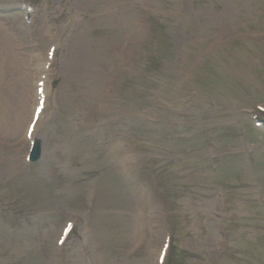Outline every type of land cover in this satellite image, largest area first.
I'll use <instances>...</instances> for the list:
<instances>
[{
  "label": "rangeland",
  "instance_id": "374dc122",
  "mask_svg": "<svg viewBox=\"0 0 264 264\" xmlns=\"http://www.w3.org/2000/svg\"><path fill=\"white\" fill-rule=\"evenodd\" d=\"M94 1L96 11L88 14L70 5L64 13L59 0H37L38 22L49 23L38 31L46 35L57 27L69 38L53 71L62 79L53 97L59 107L37 136L41 159L32 167L18 161L13 174L7 168L14 166L15 133L24 119L0 137V264H156L169 215L174 234L166 264H264V130L251 121L256 106L264 107V0H184V14L174 10L176 0H114L112 7L110 0ZM6 3L18 6L17 0ZM143 3L163 30L141 52L134 45L139 30L132 5ZM8 15H0V36L14 44L21 20ZM71 39L81 46L72 55ZM88 44L91 55L85 53ZM156 50L163 71L146 74ZM7 51L14 53L10 43ZM117 62L123 64L116 87L97 103L95 123L92 99L106 88L105 69ZM6 67L12 68L11 61ZM24 86L17 107L23 105L25 114L28 81ZM61 113L64 123L56 119ZM80 137L87 140V178L79 175L58 195L57 177L71 176L69 149ZM8 141L11 148L3 145ZM168 141L183 199L171 187V199L163 203L162 190L146 174L164 168L155 164L156 150ZM132 157L136 166L128 161ZM29 183L34 192L20 188ZM70 212L79 217L76 227L55 254Z\"/></svg>",
  "mask_w": 264,
  "mask_h": 264
},
{
  "label": "bare ground",
  "instance_id": "6f19581e",
  "mask_svg": "<svg viewBox=\"0 0 264 264\" xmlns=\"http://www.w3.org/2000/svg\"><path fill=\"white\" fill-rule=\"evenodd\" d=\"M3 59H4V57L0 55V61L3 60ZM2 68H3V65H2V63H0V81L4 78V74H3ZM82 143L85 144L86 142H82Z\"/></svg>",
  "mask_w": 264,
  "mask_h": 264
}]
</instances>
